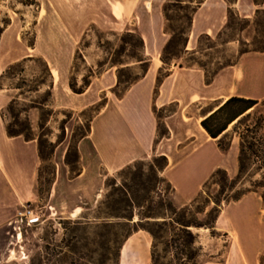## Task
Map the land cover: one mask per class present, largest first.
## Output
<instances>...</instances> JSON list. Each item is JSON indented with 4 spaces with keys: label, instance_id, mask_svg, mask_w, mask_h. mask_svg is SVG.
I'll return each instance as SVG.
<instances>
[{
    "label": "crops",
    "instance_id": "crops-1",
    "mask_svg": "<svg viewBox=\"0 0 264 264\" xmlns=\"http://www.w3.org/2000/svg\"><path fill=\"white\" fill-rule=\"evenodd\" d=\"M111 1L114 6L111 7L113 18L116 21L125 19L126 30L139 31L151 62L147 73L133 83L122 97L108 94L106 104L91 120L88 134L77 143L79 174L70 175L66 162L70 131L57 143L53 156L56 175L48 206L52 212L66 213L72 217L96 205L104 192L107 175L151 155L167 156L168 165L163 174L175 188L173 197L176 205L192 201L217 168H225L230 174L237 169L231 154L237 152L238 136L233 138L228 151H222L217 139L212 138L201 124L202 119L233 95L255 98L260 103L264 101V90L261 89L264 61L251 59L264 57V50L242 53L234 64L220 69L211 83L206 82L205 70L200 66L174 63L166 68L169 74L158 85L156 92L157 77L163 67L161 53L169 39L163 11L164 4L169 0ZM232 8L242 18H250L258 9H264V0L262 5H257L254 0H237ZM142 9L145 10L144 14L140 12ZM228 12L226 0H204L193 15L187 51L196 47L199 35L213 36L221 30ZM129 20L134 21L133 26L128 25ZM38 38L37 35L34 46L25 45L18 25L11 20L0 35V72L15 61L35 56L29 51L37 50ZM192 39L193 46L190 47ZM59 54L53 50L41 54L48 61L53 74L54 105L57 108L82 110L97 102L100 92H109L116 85V69L111 67L103 73L109 74L110 78L103 87L93 88V80L85 92H73L69 76L59 66ZM12 97V94L0 90V226L15 215L18 204L37 199L42 164L36 138L27 140L22 135L7 134L1 113ZM170 104H175L177 108L163 118L168 134L157 140L158 118L155 109ZM193 106L199 108L191 111ZM33 129H36L34 124ZM208 146L210 151L206 150ZM212 152L218 153L222 162L211 164L209 158ZM190 184L194 188L186 191L185 187ZM246 218L245 215V247L240 245L233 248L234 261L235 264H261L258 248L251 244L246 235L252 228ZM219 220L220 216L217 223ZM9 224L17 236L22 234L21 227L26 225L21 224L19 228L16 215ZM142 231L149 234L139 230L125 241L121 249V264H141L143 249L148 258L150 238ZM137 238L143 239V242L137 241ZM256 244L258 246L261 241ZM261 245L259 248L264 250V241ZM223 264H228V261Z\"/></svg>",
    "mask_w": 264,
    "mask_h": 264
},
{
    "label": "rangeland",
    "instance_id": "rangeland-1",
    "mask_svg": "<svg viewBox=\"0 0 264 264\" xmlns=\"http://www.w3.org/2000/svg\"><path fill=\"white\" fill-rule=\"evenodd\" d=\"M182 5L184 6L183 8L172 6L171 10H169V15L172 17L170 22L165 18V31L169 34L170 38L174 29L176 41L164 52L167 64L163 62L162 74L166 72V68H169L174 63L187 64L193 62L204 65L207 71L212 73L223 65L235 63L243 50L257 51L263 48L264 9L258 10L250 18H242L234 10L230 15L228 12L227 21L221 30L213 36H208V34L199 35L196 47L185 52L184 39L186 36L182 35V31L186 30V15L191 11V8L187 7L185 2ZM111 7H114L111 0H40L39 7L34 5L25 7L18 0H0V25L3 24L4 18L10 16L14 21V25H18L25 45H29L28 41L32 42L36 40V36L38 35L37 50H30L29 52L35 56H41L42 53L50 50L58 54L60 53L58 59L59 66L69 77L71 75L75 51L81 44L82 52L85 55V62L81 59L76 61L74 76L77 78L78 83L81 84L83 75L89 73L88 67H92L95 71L99 72L98 75L92 78V81L94 80L93 88H101L110 79L109 74L103 75V73L111 68V64L107 62L103 67H99L98 62H106V57L109 58L106 49L111 51L117 49L121 44L119 35L128 31L126 30L125 19L121 18L116 21L113 18ZM140 12L144 14L145 10L142 9ZM131 18L133 19V15ZM92 24L95 26L92 27ZM128 25L133 26L134 21L130 22L129 20ZM169 25L172 26V29L169 28ZM135 32L139 33V31ZM83 36L84 39H82ZM189 46H193V39L189 43ZM123 58L129 60L126 56ZM251 59L253 61L262 59L264 61V57H252ZM114 68L117 69L116 67ZM140 71L139 67L132 69V73H140ZM40 72L41 67L30 62L24 75L28 79H33ZM124 74L127 76L128 72L125 71ZM13 81L17 82L18 79ZM10 83V80L5 81L6 85ZM125 86L126 84H122L119 89L125 90ZM114 87L109 89V92H100V98L95 103L101 101L105 94L107 98L108 94L117 96L113 91ZM261 89L262 91L264 90V81L262 82ZM3 90L16 96L20 93L19 90H9L7 88ZM38 94L20 95L19 102L24 103V101H27L25 96L30 98L36 97ZM51 105L53 111L49 114V111L33 108L27 114L21 113L20 115L21 120L29 116L32 126L34 124L36 127L34 133L36 135L40 134L42 141L46 143L45 153L47 155L51 151V145L49 144L51 141H55L57 144L60 138H65L62 130L63 125L65 126V133L70 131L69 147H72L76 144L80 134L88 128L92 115L95 116L97 114L89 106L88 108H84L85 111H83L84 109L70 110L68 108H57L54 105V96ZM166 107V110L162 108L155 109L156 115H165L169 110L175 109L176 105L170 104ZM198 108L199 106H193L191 111H196ZM256 111L264 113L263 102L257 105ZM41 117L43 118V123L47 122L42 131L39 129ZM6 119L12 120L9 113ZM159 121L162 122V118L160 120L158 118L157 140L161 138L159 132L161 133L165 130L164 124L161 123L159 125ZM231 129L232 125L229 128L230 132ZM236 145L237 152L235 155L232 153L231 158L233 162H236L237 169L233 174L228 172L231 178H236L238 173L240 145L238 138ZM206 150L210 151V146L206 147ZM53 156L54 153L52 160L46 159L41 164L40 177L37 184V199L20 203L15 209L16 215L23 205L31 204L41 214V220L34 225H23L21 227L22 234L18 236L14 232L12 225L9 224V221L15 218V215H11L12 217L0 226V264H121V252L118 254V250L114 246L109 245L108 247V244L104 242L105 238L103 236H100L96 232L73 228V222L76 219L88 220L89 218L92 220L98 214L96 207L106 193L105 186L104 192L96 205L93 208L82 211L78 216L72 217L66 213L52 212L50 210L48 201L51 186L56 175V164ZM153 156H148L143 158V160L148 164L153 159ZM70 158L72 160L75 159L73 152ZM209 159L211 164L222 162L221 156L216 152H212ZM69 168L70 175H73L71 166ZM147 168L148 166L145 169L147 170ZM115 173L113 172L109 175L111 176ZM107 177L108 175L105 178V182ZM218 179H222V175ZM205 183H203L199 193L196 195L202 194V199L207 195L206 191L214 193L218 189V185L212 181L208 182L207 186H204ZM246 185L244 176L237 184L236 189L245 187ZM185 188L186 191L192 190L194 185L190 184ZM263 194L264 188H261L259 192H249L246 196L244 195L240 201H232L229 204L223 203L219 215L220 220L218 223L216 222L214 230L208 227L193 226L191 228L193 233L197 235L196 247H201L195 258V264H223L227 261L228 264H235L233 248L240 247V245L245 247V215L247 217L246 220L251 223L252 227L246 235L251 244L258 248L257 250H259L261 257L264 253V250L259 248L264 241ZM153 195L155 194L153 193ZM184 205L177 203L179 207ZM213 206H215V203H210L207 210ZM139 211L141 210L135 209V221L139 219ZM198 216L200 220H205V213L198 214ZM141 233L148 235L147 237L150 238L148 258L145 257L143 249L141 264H152L150 253L153 238L150 233L148 234L143 231ZM184 239L186 237H180L174 230H168L163 233L162 241L168 240L170 242V245L163 243L159 245V252L163 255L162 261L165 264L187 263L186 255L181 253L179 249ZM137 241L143 242V239L137 238ZM260 241L261 244L257 246L256 243ZM230 246H232V249Z\"/></svg>",
    "mask_w": 264,
    "mask_h": 264
},
{
    "label": "trees",
    "instance_id": "trees-1",
    "mask_svg": "<svg viewBox=\"0 0 264 264\" xmlns=\"http://www.w3.org/2000/svg\"><path fill=\"white\" fill-rule=\"evenodd\" d=\"M23 6H40V0H18ZM204 0H169L164 4L163 11L165 18L168 22L172 20L169 15V10L172 6H179L183 8V2L191 11L186 15L187 26L186 30L182 31L185 35L184 51H187V41L189 39V32L192 26L193 15L198 6ZM229 4V15L234 11L232 6L237 0H226ZM257 5H262L263 0H254ZM186 8V7H185ZM260 10V9H258ZM22 19H24L22 17ZM11 17L7 16L3 19V24L0 25V35L11 24ZM95 26L92 24V27ZM91 27V28H92ZM172 29V26L169 25ZM175 31L171 33L170 38L163 48V55L161 56L164 64H167L166 57L164 56L165 50L174 44ZM209 36V35H208ZM84 39V36L83 38ZM121 44L113 51L106 49L109 54L106 62H98L99 67H103L105 63H110L111 67H116L117 83L114 87V92L118 97H122L129 87L142 78L150 66V58L146 54L145 41L141 34L135 31H125L119 35ZM82 43V40H81ZM29 46L35 45V40L28 41ZM264 46L257 51H263ZM249 50L241 51V54ZM126 56L129 60H125ZM81 59L85 62V55L82 52L81 44L77 47L73 63L71 67V75L69 77V85L73 92L83 93L92 83V78L98 75L99 72L95 71L92 67H88V74L82 77V83L79 84L77 78L74 76L76 69V61ZM32 62L41 67V72L35 75L33 79L25 77V72L28 64ZM228 63L222 67L217 68L212 73H209L206 67L199 63H187L180 65L200 66L205 70V78L207 83H211L217 72L225 66L232 65ZM139 67L140 73H132V69ZM163 67L159 70L157 77V88L163 79L169 74L166 70L162 74ZM127 71L128 74H124ZM130 72V73H129ZM18 79L17 82L13 80ZM10 80V84H5V81ZM53 74L48 61L43 56H27L18 61L9 64L2 72H0V90L5 88L9 90H19L18 96L13 95L8 105L2 110V117L5 121L6 131L9 136L22 135L25 139H37L39 155L42 162L46 159L52 160L56 142L51 141V151L47 155L45 153V145L41 139L40 134L36 135L29 116L21 120V113L27 114L29 110L37 108L51 113L53 108L51 103L53 101ZM122 84H126L125 90L119 89ZM6 86V87H5ZM119 89V90H118ZM39 93L36 97H26L27 101L24 103L19 102L20 95H27ZM104 100V102H102ZM106 94L98 103L90 105L94 113H98L106 104ZM260 103L258 99L251 97H244L233 95L225 100L214 111L205 116L201 124L208 131L212 138L217 139L218 147L222 151H228L232 145L233 138H239V155H238V173L236 178H231L225 168H217L211 175L210 179L205 183L212 181L218 185L216 192L206 191L207 195L202 199L203 195L199 194L189 204L182 207L176 205L174 201L175 188L169 179L163 174L168 165V158L165 155H155L153 159L147 164L143 159L135 160L132 163L117 170L114 175H108L105 187L106 193L103 199L96 207L97 215L92 220L76 219L73 222V228L84 229L88 232H96L105 238L104 242L110 246L116 247L118 254L125 241L134 232L141 229L149 232L153 238L151 248L152 264H165L162 261L163 255L159 252V245L161 243L170 245L168 240L162 241L163 233L168 230L176 231L180 237H186L180 246L181 253L186 255V264H195V258L201 247H196L197 235L193 233L192 227H208L214 230L216 222L221 212L223 203L229 204L232 201L240 200L245 194L249 192H259L264 188V113L256 111L257 105ZM264 104V101H263ZM46 108H50L47 109ZM88 108V107H87ZM177 108V107H176ZM175 109L169 110L167 114L174 112ZM166 110L167 107H162ZM85 111V109L83 110ZM82 111V112H83ZM156 111V110H155ZM10 114L12 120H7V114ZM165 115H158L157 118H162L159 125L164 124L165 130L159 136L162 138L168 134L167 127L163 122ZM92 115L89 120L88 128L80 134L76 144L68 148L66 154V162L73 171V175L80 173L79 166V153L77 143L80 138L87 135L90 130ZM39 121V129L42 131L46 123ZM232 125L231 132L229 131ZM62 130L65 135V126ZM64 138H60L58 142ZM72 152L75 154V159L72 160L70 155ZM148 166L147 170L145 169ZM222 175V179L218 177ZM245 176V187L236 189L237 184ZM258 176V177H257ZM40 177V170H39ZM120 180V181H119ZM203 191V192H204ZM153 193L155 195H153ZM264 195V194H263ZM214 202L215 206L207 210L210 203ZM135 209L138 212L139 219L135 221ZM205 213V220H200L198 214ZM260 263L264 264V253L260 257ZM173 264V263H169Z\"/></svg>",
    "mask_w": 264,
    "mask_h": 264
},
{
    "label": "built area",
    "instance_id": "built-area-1",
    "mask_svg": "<svg viewBox=\"0 0 264 264\" xmlns=\"http://www.w3.org/2000/svg\"><path fill=\"white\" fill-rule=\"evenodd\" d=\"M40 220L41 214L31 204L23 205L16 214V222L19 228L21 224L34 225Z\"/></svg>",
    "mask_w": 264,
    "mask_h": 264
}]
</instances>
